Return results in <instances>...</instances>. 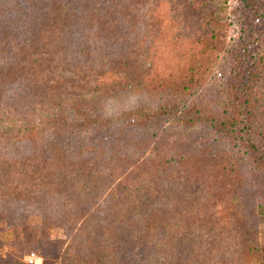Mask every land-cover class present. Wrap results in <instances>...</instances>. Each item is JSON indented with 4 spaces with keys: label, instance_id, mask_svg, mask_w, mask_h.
I'll use <instances>...</instances> for the list:
<instances>
[{
    "label": "trees",
    "instance_id": "obj_1",
    "mask_svg": "<svg viewBox=\"0 0 264 264\" xmlns=\"http://www.w3.org/2000/svg\"><path fill=\"white\" fill-rule=\"evenodd\" d=\"M37 1L0 0V29H10L12 32L23 29L29 33L34 27L32 18L47 4L46 0ZM235 1L232 16L236 34L233 37L227 35V19H219L208 13L213 0H187L186 8L176 10L174 21L166 25L156 22L157 17L146 19L144 24L139 23V18H132L131 36L127 42L130 49L119 55L116 64L122 74H116L105 90H99L95 81L86 95L74 97L63 91L53 93L44 90L39 81L30 78L24 92L29 100L40 95L39 100L46 104L49 112L43 120L26 118L23 123L7 112H0V136L5 141L0 146V159L4 156L20 158L25 150L32 152L36 144L34 130L45 129L50 137L47 144L52 147L48 156L59 157L65 153L63 145L67 140L64 132L73 134L74 130L83 131L88 136H81L72 147L73 153L64 155L68 162H85L91 158L115 160L116 155L120 160H128L137 154L150 158L154 163V172L159 167L169 173L177 171V179L191 178V185L185 189L191 198L192 220L203 219V223L208 220L219 227L239 226L237 235L233 234V237L238 238V244L243 246L240 256H244V259L240 262L264 264L256 227L243 220L235 223L230 219L236 211V188L247 171L261 179L264 189V50L259 44L264 36V30L259 25L264 16V0ZM118 2L48 0V7L61 25L67 24V17L61 11L68 10L69 19L78 22L73 30L79 36L82 26L90 28L96 19H102L103 13L100 11H112ZM193 24L199 28H192ZM70 29L67 40L74 36ZM96 29L113 31L112 26L104 27L103 21H99ZM108 39L112 43L113 37L109 36ZM162 45L166 54H156L155 47ZM148 57L164 58L160 59L161 65L155 68L156 65ZM10 65L6 62L0 66V97H4L7 91L12 74ZM18 86V92H21L22 84ZM12 90L11 93L16 91ZM130 103V107H124ZM130 126H134L131 128L133 132H130ZM247 161H252L255 167L250 169ZM199 167H203L202 177L198 175ZM180 180L178 183H182ZM199 182L210 183V186L217 183L229 186L227 192L216 194L220 196L222 204L219 213L204 211L216 205L217 200L212 196L205 202L200 188H195ZM8 194L0 195L5 196L1 203L7 201L18 205L29 201V196H24L17 185H12ZM42 194L44 191L30 198L42 197ZM158 210L154 208L152 212ZM153 213H145L143 218V227L149 230L150 238L163 228L168 232L166 242H162L163 249H168L169 245L170 248L180 249L185 244L191 245L192 241L195 249L191 258L197 262L203 243L200 240L195 243L192 239H186L184 234L173 232L172 224L167 219L159 223L155 216L149 219ZM99 221H90L86 226V241L98 235L101 228ZM76 241L77 238L73 236L70 245L62 252V258L68 264L83 263L81 256L88 254V249L81 250ZM104 252L103 249H96L90 253L100 254L99 264H130L115 254L105 257L104 263ZM158 252L160 250L157 249L154 250L155 254L150 252L154 260L148 262L184 264L186 260L192 261L181 258L179 254L177 260L159 262ZM129 256L131 261L138 255L131 253ZM39 257L42 264L48 263L45 255Z\"/></svg>",
    "mask_w": 264,
    "mask_h": 264
},
{
    "label": "rangeland",
    "instance_id": "obj_2",
    "mask_svg": "<svg viewBox=\"0 0 264 264\" xmlns=\"http://www.w3.org/2000/svg\"><path fill=\"white\" fill-rule=\"evenodd\" d=\"M46 1V6L33 14L31 24L34 27L29 33L23 29L13 32L0 29V62L11 63L9 70L12 73L7 91L4 97H0V112H7L22 123L26 118L43 120L49 112L46 104L39 100L40 95L29 100L24 92L25 84L31 79L39 81L44 90L53 93L63 91L74 97L86 95L95 81L99 90H105L116 74L121 73L116 66L119 55L130 49L127 42L131 36L132 18H139V23L144 24L146 19L157 17L156 22L166 25L174 21L176 10L186 8L187 3V0H119L112 11H100L102 19H96L90 28L82 26L79 36H76L73 29L78 22L69 19V11L62 9L67 24L61 25ZM235 6V0H213L208 12L229 21L227 35L230 37L236 34L232 16ZM99 21H103L104 27L112 26L113 31L95 30ZM259 25L264 30V16ZM192 28L199 26L193 24ZM68 29L74 35L71 40L66 39ZM3 32L6 34L3 35ZM109 36L113 37L112 43ZM259 44L264 50V36ZM154 52L166 54L163 45L155 47ZM148 58L158 68L160 59L164 57ZM20 83L22 90L18 92ZM12 89L16 91L11 93ZM130 106L131 103L124 105ZM133 127H129L130 132L134 131ZM34 131L36 144L32 152L25 150L20 158L4 156L0 159V195H9L11 186L17 185L24 196H29L26 204L18 205L7 201L1 203L5 196H0V264H27L23 256L30 251L37 256L45 255L47 264H68L62 258V252L70 245L73 236L77 238L81 250L88 249V254L81 256L84 262L79 264H99L100 254L90 253L96 249L105 251L102 254L104 263L105 257L115 254L130 264H152L148 260H154L150 252L154 253L155 249L160 250L156 253L159 262L177 260L179 254L185 260H192L191 254L195 249L192 241L191 245L185 244L180 249L170 248L169 244L168 249H163L162 242H166L168 233L163 228L150 238L149 230L143 227V218L145 213H153L154 208L159 210L149 219L155 216L158 223L167 219L173 232L178 231L195 243L198 240L203 243L197 262L186 260L184 264H243L240 262L244 259L240 256L243 246L238 244V238L233 237V234L237 235L239 226L219 227L208 220L206 223L203 219L192 220L191 198L185 189L191 185V178L177 179V171L169 173L159 167L154 172V163L150 158L137 154L128 160H120L116 155L115 160L91 158L85 162H68L64 155L73 153L72 147L81 136H88L77 130L73 134L64 132L67 140L63 145L65 153L50 158L48 151L52 147L47 144L49 134L46 129ZM4 143L0 136V146ZM247 162L250 169L255 167L252 161ZM248 172L236 188V211L230 219L235 223L243 220L256 227L259 249L264 257V189L261 179ZM198 175L203 176V167L198 168ZM179 180L182 183H178ZM197 187L204 194L205 202L212 196L217 200L216 205L204 211L219 213L222 204L216 194L227 192L229 186L218 183L210 186V183L199 182L195 185ZM41 191H44L42 197L30 198ZM97 219L101 226L98 235L86 241L85 228L90 221ZM131 253L138 256L130 261Z\"/></svg>",
    "mask_w": 264,
    "mask_h": 264
},
{
    "label": "built area",
    "instance_id": "obj_3",
    "mask_svg": "<svg viewBox=\"0 0 264 264\" xmlns=\"http://www.w3.org/2000/svg\"><path fill=\"white\" fill-rule=\"evenodd\" d=\"M23 260L27 264H40L41 263L40 257L35 255L34 252H28L27 254H25L23 256Z\"/></svg>",
    "mask_w": 264,
    "mask_h": 264
}]
</instances>
